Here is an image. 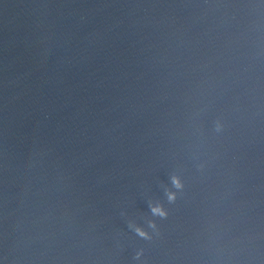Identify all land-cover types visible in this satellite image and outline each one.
Returning <instances> with one entry per match:
<instances>
[{
	"label": "clouds",
	"instance_id": "1",
	"mask_svg": "<svg viewBox=\"0 0 264 264\" xmlns=\"http://www.w3.org/2000/svg\"><path fill=\"white\" fill-rule=\"evenodd\" d=\"M156 212H160V209H154ZM160 214H163L162 212Z\"/></svg>",
	"mask_w": 264,
	"mask_h": 264
}]
</instances>
